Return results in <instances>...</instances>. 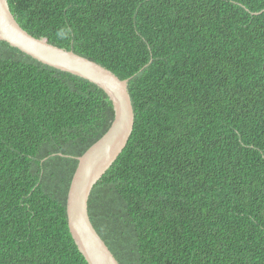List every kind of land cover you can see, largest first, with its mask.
Listing matches in <instances>:
<instances>
[{
    "label": "trees",
    "instance_id": "1",
    "mask_svg": "<svg viewBox=\"0 0 264 264\" xmlns=\"http://www.w3.org/2000/svg\"><path fill=\"white\" fill-rule=\"evenodd\" d=\"M127 79L130 138L88 200L120 264H264V0H7ZM96 84L0 41V264H88L66 199L109 128Z\"/></svg>",
    "mask_w": 264,
    "mask_h": 264
},
{
    "label": "water",
    "instance_id": "2",
    "mask_svg": "<svg viewBox=\"0 0 264 264\" xmlns=\"http://www.w3.org/2000/svg\"><path fill=\"white\" fill-rule=\"evenodd\" d=\"M0 41L43 64L96 84L111 100L114 117L109 128L77 158L66 199V218L75 245L88 264H120L91 223L88 200L94 185L122 152L132 133L134 110L128 80L72 50L32 36L19 25L7 0H0Z\"/></svg>",
    "mask_w": 264,
    "mask_h": 264
}]
</instances>
